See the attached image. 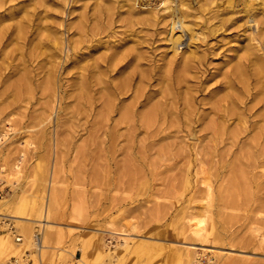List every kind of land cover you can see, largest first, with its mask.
Listing matches in <instances>:
<instances>
[{"label": "rangeland", "instance_id": "1", "mask_svg": "<svg viewBox=\"0 0 264 264\" xmlns=\"http://www.w3.org/2000/svg\"><path fill=\"white\" fill-rule=\"evenodd\" d=\"M249 1L178 0L160 7L139 0H0V14L8 12L3 24L20 20L34 37L27 51L38 40L48 42L37 48L40 58L28 59L26 66H17L18 57L12 56L16 40L5 47L7 55L0 54V179L9 189L0 198V264L12 257L17 264H264L259 189L241 180L234 185L235 161L215 171L214 134L204 127L212 114L199 122L194 114V130L183 126V112L170 114L177 120L161 132L135 133L126 123L117 130L97 128L103 104L99 100L90 108L72 84L79 63L112 48L120 54L141 51L140 67L160 64L164 74L171 68L183 74L187 57L195 54L198 61L204 52L212 70L220 64L225 69L234 47L249 45L251 34L264 39V0ZM169 6L177 10L165 11ZM179 16L185 26L173 33L183 36L176 43L170 29ZM100 41L80 54L82 61L70 57L74 45L87 50ZM195 82V77L187 81ZM152 84L158 86V80ZM119 115L114 111L110 122ZM236 121L230 129L237 128ZM230 139L219 150L228 148ZM243 139L233 146L235 154L245 152ZM228 156L235 160L234 153ZM223 197L234 203L221 205ZM194 226L201 230L192 231Z\"/></svg>", "mask_w": 264, "mask_h": 264}, {"label": "bare ground", "instance_id": "2", "mask_svg": "<svg viewBox=\"0 0 264 264\" xmlns=\"http://www.w3.org/2000/svg\"><path fill=\"white\" fill-rule=\"evenodd\" d=\"M246 1L250 3L249 0ZM170 2L172 1L164 0L163 4H161L160 7L169 4L171 5L174 3V2L173 3ZM0 6H2V4H0ZM172 8L175 9L173 12L177 10L175 6L174 7L169 6V8L167 9L165 8L166 10L165 9L164 10L170 11L173 10ZM157 12H158L157 10L154 11L155 14H157ZM7 13L8 12L5 11V13L0 14V24L2 23V26L0 25V54L5 53L7 55L8 51L5 50V47L12 42L14 43L16 40L17 45L11 51L13 52L12 54H14L12 56H14V58L18 57L17 66H19L21 63H24L26 66V61L28 59L34 60L40 58L41 52L38 51L37 48H40V45L42 44H46V43L48 44V42L38 40V42L35 43V46L33 47L32 45L33 48L30 51H27L26 47H29L27 46V44L31 43L34 37L29 36L28 31L25 29V26L20 22V20L16 24L6 23V22H5L6 24L5 23L3 24V22L6 19ZM184 26H185L184 18H182V16L181 17L179 16L177 21L173 20L170 31H172V39L176 43L179 40H182L180 38H182L183 36L181 37V34L179 33L173 36V33L176 31H180L181 28ZM15 29H17L18 31L14 32ZM191 33L193 36L196 34L193 32ZM184 34L186 35V33ZM45 37L47 38L48 35ZM102 42L103 41L90 43L89 46H87L88 49L86 48L87 50H81L82 47H80L79 45H74V47L72 48L73 54L70 53V57L73 58L72 59L73 61L78 63L82 61L81 60L82 56H80V54H84L88 50L96 49ZM62 43H64V41ZM233 49L235 52L234 51H233L234 53L231 52L232 55L229 57L226 56V58L224 59L225 64L228 65L227 68L225 69H223V65L220 64L216 66V69L212 70L210 66L211 62L208 63L204 59L206 56H208V54L204 52L203 54L198 55L199 57L198 61H196V59L194 58L195 54L194 55L191 54L187 57V59L190 58L194 61L190 59L189 61H185L183 67V71H184L183 74L180 72L175 73L172 68L167 70V72L164 74L162 65L160 64L157 65L158 67H155L156 65L148 68L140 67L141 64L140 59L144 56V53H142L141 51L135 52L129 49L127 51H122L120 54V50H118L117 48H112L107 53H103L95 57L92 56V59H90L91 61L89 60L84 62L83 60V63H79L77 65V70L72 74V76L76 77V79H74L72 84L75 85L77 88H79V91L76 93L77 96L86 99L85 104H88L90 108L93 109L95 105L99 104V100L103 104L102 108L99 110V113L104 117L102 118L104 120H101L99 118L95 119L94 126H97V128L112 127L116 129L121 125V123H126L127 124L126 127L133 129L135 133L138 129L141 128H144L146 130L147 129L150 130L151 128H154L157 129V131L161 132L163 131V129H165L168 126H171L173 122L177 120V119L170 120L169 119L170 114L171 115L175 114L176 116H179L183 112V114L187 117V119H185L184 121L183 126L188 127L187 129H189L195 126V122H199L201 119H204L208 115L212 114L213 116L211 120L207 122L204 127L206 129H211L214 134L212 138L213 143L211 144V146L213 147V149L215 150L217 149L218 153L215 151L214 152L217 153V155H219L218 159L216 158L217 156L215 157L217 159V161H215L216 164L214 163V165L216 166L215 171L218 173L220 171L219 170L220 166L226 167L230 165L231 161H235L236 162V164L234 163L235 165L234 164L233 166H231L232 164L230 165L231 170H233L232 172H234V176H233L234 177L233 182H235L234 185H236L237 180H241L242 182L244 181L242 184L244 186L246 184H248V186L250 185L249 188H251L252 186H254V184H256L255 187H257L259 191L257 192L256 190L257 193H255V189H254V193L256 195L254 193L251 194L255 195V198L259 202V205H263L264 204V190H263L264 188V39L256 34H251L249 45H240L234 47ZM241 49L244 50L241 51ZM211 52L215 53V49L212 50ZM17 53H21V54L19 55ZM222 53L225 52L222 51ZM52 58L50 57V59ZM134 59H138V61L137 64L135 62V64L133 65ZM39 61L37 62V64L39 63ZM131 65L132 68L130 70H127V68ZM193 70L196 72L190 74L189 72ZM119 73H121L120 77H119ZM216 76H218V78ZM194 77L196 79V82L193 84H188L187 81L194 79ZM214 77H216L217 80L211 84L209 83L208 86L209 90L207 91V93L206 94L204 93L205 95L203 96L200 94L201 97H199L198 91L202 92V90L206 89L207 86L205 85V83ZM154 80H158L159 83L158 86H154L152 84ZM183 86L186 87L183 88ZM194 89L197 90V92ZM207 94H209V97H206ZM157 95L159 96L157 97ZM201 105H202V109L200 107ZM141 106H143L144 108L139 109V107ZM116 110L118 111L120 110V115L117 119H115V121L110 122L109 119L113 118L112 116L113 112ZM194 114H197V116L196 119L194 120L195 122H192ZM100 120L101 123H99ZM235 120H237L236 121L238 125L237 128L230 129L229 127L231 123H233ZM106 130L111 131L110 129H106ZM254 130L255 132L249 135V133H251V131ZM152 131H150V133ZM242 132H246V136H245L246 138L244 139L243 136L241 137ZM114 136L116 137L118 135H116V133L110 134V138H114ZM229 138H231L230 139L231 145L228 146V148L219 150V147L221 145L220 143L226 144V141ZM240 139L241 140L243 139V144L242 142L239 143L242 144L240 147L242 149L245 146L247 147L245 148V152L240 151L239 154H235V149H233V146L238 142V140L241 141ZM151 144L152 143H150L149 145ZM130 148H132V146H129V149ZM185 148H183V150H185ZM203 151L206 150L203 149ZM233 153L235 155V160L234 159L231 160V157L228 156V155H232ZM204 154L206 156L208 153L207 154L204 153ZM131 158L133 159L134 157ZM209 159H205V160L208 161ZM203 165H202V170H200V172H204V170L206 169L205 166ZM209 167H210L209 171L214 170L212 168V165ZM208 184L209 186L207 185V188L208 190L209 189L211 190L213 188L212 184L210 182ZM210 190L208 194L211 193ZM212 197H214V195ZM221 199H222L221 205H224L225 207H230L234 203L233 200L225 201L226 199L224 197ZM200 221H203V219H201ZM189 223L191 226L194 224L191 220ZM196 228L197 227L194 226L192 231L194 230L199 232V230H201L199 228L198 229Z\"/></svg>", "mask_w": 264, "mask_h": 264}, {"label": "built area", "instance_id": "3", "mask_svg": "<svg viewBox=\"0 0 264 264\" xmlns=\"http://www.w3.org/2000/svg\"><path fill=\"white\" fill-rule=\"evenodd\" d=\"M139 1H141V3L150 2V3H154L158 5H161L164 2V0H139ZM171 1L176 2L178 0H171ZM0 141H1V137H0ZM8 191H9L8 185H5V182L2 179H0V198L4 197ZM34 236H35L36 242L38 243L40 239V233L37 232L34 234ZM22 238H23L22 235L17 236V240H22ZM18 262H19V259L17 257H12L8 259L7 261H3L1 264H17Z\"/></svg>", "mask_w": 264, "mask_h": 264}]
</instances>
